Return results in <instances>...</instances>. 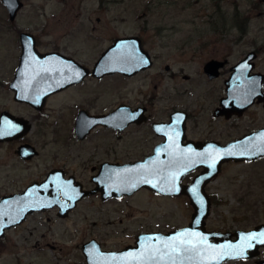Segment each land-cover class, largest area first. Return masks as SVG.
<instances>
[{
    "label": "rangeland",
    "instance_id": "1",
    "mask_svg": "<svg viewBox=\"0 0 264 264\" xmlns=\"http://www.w3.org/2000/svg\"><path fill=\"white\" fill-rule=\"evenodd\" d=\"M22 1L23 6L11 22L0 0V111L7 108L25 117L29 115V107L15 101L9 87L20 56L19 28L35 33L41 50L59 47L88 64L115 37L139 35L145 49L157 56L150 69L127 78L112 74L99 82L90 79L81 89H69L70 92L57 98L66 99L62 105L69 98L70 102L79 99L76 101H82L91 111L113 110L119 101L132 105L146 103L153 119L166 117L173 107L185 106L192 112L195 132L205 128L220 132L221 128H228V121L210 117L214 89L220 80L204 76L203 61L222 53L234 58L253 46L264 49V0ZM166 64L170 69H165ZM262 113L258 106L254 107L241 123L254 116L260 119ZM63 124L69 126V119ZM68 128H62L63 134ZM139 128L150 127L145 124ZM52 136V132H47L37 139L41 144L46 142L42 154L33 161L31 170L26 163L19 165L22 169L17 172L18 177L23 179L15 184L27 183L30 177L60 161L90 184L92 165L104 156L102 142L107 139L91 136L58 150L61 143ZM65 138L67 135L60 139ZM11 153L9 144H0V194L8 181L3 163L6 159L14 160ZM219 173L213 186L221 200L210 214L214 226L264 221V158L228 163ZM57 210L56 206L43 209L19 229L11 230L0 245V261L87 264L81 248L84 241L95 238L104 249H121L134 244L140 231L166 232L187 223L192 209L184 197L162 196L140 188L132 194L103 201L93 193L87 194L63 217L57 215Z\"/></svg>",
    "mask_w": 264,
    "mask_h": 264
},
{
    "label": "water",
    "instance_id": "2",
    "mask_svg": "<svg viewBox=\"0 0 264 264\" xmlns=\"http://www.w3.org/2000/svg\"><path fill=\"white\" fill-rule=\"evenodd\" d=\"M1 1L7 9L9 20L14 21L17 12L23 6V1ZM20 41V59L14 78L10 82L11 87L15 90V96L19 99L35 103L31 94L37 92V87H45L44 93L54 91L88 73V68L72 57L55 51L40 52L35 46L33 34L29 31L20 32ZM140 58L147 60V63L142 64ZM245 62L246 59L239 61L234 66V72L240 71ZM150 63V55L142 47L140 38L136 35H124L116 37L105 48L94 63L91 72L96 76L115 71L132 74L149 66ZM213 64V61L207 62L204 69L208 72L213 70ZM227 89V95L221 100L220 111L243 109L253 101L255 96L259 95L257 89L249 88L246 83L227 82ZM126 110H128V106L121 104L107 114L91 116V120L113 124L114 116L118 112L124 115ZM130 113L131 116L127 118L128 121L135 117L136 110H131ZM10 126L29 128L27 119L4 110L0 113V132L10 134L0 135V140L3 137H10L12 133ZM153 126L158 130L164 128V135L166 136L164 140V163L159 161L158 153L162 146L159 144L154 148L155 152L143 160L103 164L98 174L94 176L97 183L95 188L82 190L78 193L64 192V196L71 199L69 204L65 201H59L56 193H47L50 176L40 182H33L21 192L0 197V233L4 227L23 220L28 212L51 206L55 201H59L58 215L65 216L77 198L97 189H101L102 197L107 198L112 195L131 194L145 186L163 194L186 192L194 207L191 215L192 225L184 229L174 228L166 232L140 231L136 235L134 244H128L121 249H104L95 238H90L82 243V252L87 264H173V258H175V264H219L226 259L235 258L224 256V253L228 251L226 246L241 244L243 235L262 232L261 227L250 231H239L235 239H231L227 237V234L221 232L211 233V235H220L219 239L210 241L208 234L206 239H202L199 229L200 231L203 230V226L197 228L195 222L205 219L208 214L209 201L206 196L194 193L193 189H200L206 179L218 172L222 159L229 157L237 159L254 158L264 155V152L260 151V149H264V139L259 135L262 130L249 134L242 140L216 147L222 152L221 156H216L212 153L214 148H210V144H204L198 148L195 144L189 143L182 146L177 142L173 135L184 128L182 119L178 120L177 118V112L172 114L169 122H164V124L155 122ZM87 127H81L79 122L77 124V128ZM28 146V144L21 146V150H25ZM201 153L205 155H199ZM213 159H215L214 165ZM200 165L204 166L205 169L195 176L193 182L186 186L181 185L180 179L190 169ZM181 233H196V236L180 237L184 240H191L195 247L190 252L177 254L172 251L174 247H188L179 244L177 237ZM252 243L254 247L245 249L244 256L255 254L254 251L257 250L260 243L256 241ZM220 256H224V258L221 260L213 259ZM260 263L264 264V259Z\"/></svg>",
    "mask_w": 264,
    "mask_h": 264
},
{
    "label": "flooded vegetation",
    "instance_id": "3",
    "mask_svg": "<svg viewBox=\"0 0 264 264\" xmlns=\"http://www.w3.org/2000/svg\"><path fill=\"white\" fill-rule=\"evenodd\" d=\"M21 31H29V30L19 28L18 38L20 42V54H21V41H20ZM29 32L33 34L35 40V46L40 52L55 51L67 55L69 57H72L78 63L86 66L88 68V73L84 75L82 78L71 81L65 86L56 89L54 91L44 93L45 87H37L36 89L37 92L31 94L32 98L35 100V103H32L24 99H19L15 96L16 95L15 90L10 85V82L13 80L15 75L14 72L13 78L9 82V87L13 91L12 97L15 101L26 104V106L29 107L30 110L29 115L28 117H25L22 114L14 113L7 108L2 109L0 113L6 110L15 116H20L24 119L27 118L29 128L27 129L17 128L19 129L18 131H13L12 128H10L11 129L10 132H12L10 137H3L0 140V144H9L11 146V151H12L11 158L14 159V160L6 159L3 163L6 170V176H8V181L6 184V188L0 194V197L6 194L21 192L25 190L27 186L30 185L31 183L37 181L40 182L46 179L48 176H50L48 183L49 188L47 189V193H56V195H58L59 201H65L67 204H69L71 202V199L64 196V192L73 191L74 193L75 192L78 193L82 190H91L95 188L97 186V183L94 179V176L98 174L103 164L106 163L119 164V163H128V162L143 160L147 156L153 154L155 152L154 148L159 144L162 145L158 153L160 156L159 161L164 163V140L166 139V136L164 135V128L158 130L154 128L153 124L155 122H161L162 124H164V122H169L171 120L172 114L176 112H177L178 120L182 119L184 123V128L181 131H179L176 135H173V137H175L177 142L182 146L190 143V144H195L197 145L198 148H200L204 144H210V148H214L212 153L216 156H221L222 154L221 150L216 148L218 146L222 147L232 141L242 140L247 135L252 133H257L261 130L262 131L260 132L259 135L264 139V130H263L264 128H262L264 127V49H262L260 46L249 47L243 50L241 54H239L234 58L231 57V55L228 54L224 55L222 53L221 56H215V55L210 56L203 61L202 71L204 76L208 80H217V79L220 80L219 84L216 85L214 89L215 98H214V103L210 108V115H211L210 117L212 120L218 119L220 121H225V123H227L228 121L227 123L228 128H221L219 130L220 132H217L215 128H205L201 131L195 132L197 128H192L193 127L192 112L185 106L173 107L168 111L166 117L163 116L162 118L159 119H153L151 117L148 104L138 103L136 105H132L127 102L119 101L115 104L116 107H114L113 109H116L121 104H124L128 106V110H126L127 112L124 115H121V112H118L114 116V120H113L114 123L107 124L101 121L94 122L91 120V116H99V115L107 114L109 113V111L111 112L112 109L111 110L101 109L99 111H91L89 107L86 106L82 101L81 102L76 101L79 99L76 100L74 99L75 101L70 102V100L72 101V99L69 98L70 99L69 102L65 105H62L64 102H66L63 100L66 99L57 98L59 94H60L59 97L66 95L68 92H70L68 91L69 89L72 88L81 89L82 86L84 87L90 79L99 82L112 74L118 75L122 78L124 77L127 78V77L135 76L147 69H150L154 65L155 63L154 60H156L157 56L152 52H150L149 50L145 49L143 45V39L139 35L138 37L140 38L142 47L146 51H148L150 55L151 63L149 66L141 68L132 74L123 73L121 71H115L112 73H106L102 76H96L91 72L92 67L105 49L101 50L100 55L92 64H88L79 60L77 57L73 55L65 53L64 50L60 49L59 47L41 50L38 46L39 40L37 36L32 31ZM243 59H246L244 67L240 71L234 72V66ZM209 61H213L214 68L213 70L208 72L204 69V66ZM165 69L167 70L170 69V66L166 64ZM182 76L184 78L188 77V75L186 74H182ZM227 82L246 83L249 88L257 89L259 91V95L255 96L253 101L243 109L237 111L236 110L220 111L219 108L222 107L221 100L228 93ZM156 85L157 84H155V86ZM257 106L263 112L262 115L260 116V119L254 116L251 117L247 122H243L242 124L241 123L242 118H244V116L249 111H251L254 107ZM131 110L132 111L136 110L135 117L128 121L127 118L131 116L130 113ZM64 118L65 120H63ZM67 118L70 121L69 126L67 125L65 126L63 124V122L66 121ZM78 122L81 127H86V126L88 127L77 128ZM145 124H147L150 128H139ZM62 128H68L66 134H63L64 129ZM47 132H52L53 133L52 139H54V141L56 142L58 141L61 143L60 145L57 146L58 150L65 149L70 144H75L81 141L83 142L89 140L91 136H99L101 138L107 139V140H103L102 142L103 148L101 150V153L104 156L101 159H99L96 164L92 165V169L94 170V172H92L89 175L90 184H87L86 181L80 179L79 175L76 172L69 170L63 161L51 163L50 166L43 173L30 177L28 182L23 185L15 184L16 181H21L23 179V178H19L17 173L19 170L22 169L20 166L26 163L28 164L29 170H31L34 167L33 161L41 156L44 148V144L46 142H44V144H41V141L40 140L37 141V139L41 137L42 134ZM220 133L225 136H218V134ZM62 135L64 136L67 135V138L60 139ZM25 144H28L29 146L25 150H21V146ZM55 155H58V153L55 152ZM261 158H264V155H260L254 158L243 157L237 159L235 157H229L222 159L219 164L220 167L218 172L210 176L208 179H206L202 183L201 188L197 189L196 190L197 192H194V193H198L199 195L206 196L209 201L208 214L206 215L205 219L203 221L195 222L197 228L203 226V230L200 231L199 229V233L202 235L201 237L202 239L205 238L207 234H208V239L210 241L219 239L220 235H211V233H217V232L227 234V237H230L231 239H235L237 237V232L239 231H250L257 227H261V231H264V221H259L257 223H252L247 225L228 224V225L214 226L212 220H210L212 207L216 203H219V200H221L217 188H215L213 185L215 178L220 174L219 172L221 171L222 166L228 163H238L244 161L253 162ZM204 169L205 167L201 165L190 169L180 179V184L183 186L191 184L195 176L201 173ZM140 188H146L152 191L153 193L162 196L168 195V196H180L186 198L188 204L192 209L190 214V219L187 221V223L178 226L177 228L184 229L192 225L191 215L193 213L194 207L186 192H181L178 194H163L149 187L143 186ZM91 193L97 195L102 201L116 197L118 198L123 195H129V194L112 195L107 198H103L101 189H97ZM91 193H87V194H91ZM87 194L77 198L74 201V205L67 211V214L70 213ZM59 201H55L54 204L51 206L28 212L25 215V218L20 222L4 227L0 233V245L9 236V232L11 230L19 229L33 214L43 209L54 206H56L59 210V206H58ZM58 210H57V215H58ZM254 252L255 254L252 256L230 258L222 261L219 264H228L229 262H246V261H252L254 264H261L260 261L264 259V244H260L257 247V250ZM0 264H4V263L0 261Z\"/></svg>",
    "mask_w": 264,
    "mask_h": 264
},
{
    "label": "snow or ice",
    "instance_id": "4",
    "mask_svg": "<svg viewBox=\"0 0 264 264\" xmlns=\"http://www.w3.org/2000/svg\"><path fill=\"white\" fill-rule=\"evenodd\" d=\"M140 61L142 64H146L147 60H144L143 58H140ZM12 128L13 131H18L19 129L15 128L14 126H10ZM4 134H10V133H4V132H0V135H4ZM260 151L264 152V149H260ZM201 156L205 155L203 153L199 154ZM202 162V161H201ZM213 165L215 164V159H213L212 161ZM133 187H135V185H133ZM193 191L195 192L196 189L194 188ZM186 235H192V236H196V233H181L177 239L179 240V244L180 245H187L188 247H183V248H179V247H174L172 249L173 252L179 254L181 252H190L194 247L195 244H193V242L191 240H184L181 239L180 237L186 236ZM203 239H206L203 238ZM242 243L238 244V245H228L226 246L228 251L224 253V256H232V257H241L244 256L245 254V249H251L252 247H254L253 245V241H256L260 244H264V231L259 232V233H249L247 235H243L242 236ZM224 256H220V257H214L213 259H217V260H221L224 258ZM173 264H175V258H173Z\"/></svg>",
    "mask_w": 264,
    "mask_h": 264
},
{
    "label": "trees",
    "instance_id": "5",
    "mask_svg": "<svg viewBox=\"0 0 264 264\" xmlns=\"http://www.w3.org/2000/svg\"><path fill=\"white\" fill-rule=\"evenodd\" d=\"M240 24V23H239Z\"/></svg>",
    "mask_w": 264,
    "mask_h": 264
}]
</instances>
